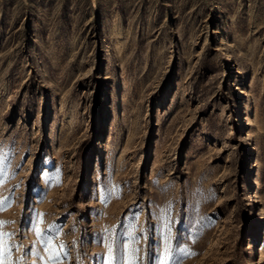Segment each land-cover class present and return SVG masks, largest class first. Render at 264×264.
I'll return each mask as SVG.
<instances>
[{"label":"rangeland","instance_id":"obj_1","mask_svg":"<svg viewBox=\"0 0 264 264\" xmlns=\"http://www.w3.org/2000/svg\"><path fill=\"white\" fill-rule=\"evenodd\" d=\"M0 166L14 261L40 212L62 264L105 228L153 264L166 218L183 264H264V0H0Z\"/></svg>","mask_w":264,"mask_h":264},{"label":"snow or ice","instance_id":"obj_2","mask_svg":"<svg viewBox=\"0 0 264 264\" xmlns=\"http://www.w3.org/2000/svg\"><path fill=\"white\" fill-rule=\"evenodd\" d=\"M7 171H10V169ZM7 178L6 170L0 166V187L7 182ZM57 180H59V176H57ZM110 195L109 193V196H106L105 199H109ZM13 200L14 196L12 198L5 197L0 199V211L7 210ZM9 223L7 221H0V264H24L23 258L19 262L12 259L13 248L18 250L20 246H13L10 243L14 233H6L3 231ZM29 223L31 225L30 230L37 236L38 242L43 246L45 255H41L40 251L35 250H30L26 255L31 254L37 256L42 260L43 264H62V257L66 256L67 253L60 250L64 249L65 245L63 243L58 246L55 244V240L62 234V226L50 225L48 230L45 231L41 227L44 224V213L40 212H34ZM104 231L107 233L102 238L108 250L106 264H140V249L135 246L139 243V239L133 234L135 231L134 228L131 231L125 229L119 237L114 228H105ZM161 237L162 243L156 244L153 250V264H183L184 256L191 257L195 255L187 246H181L179 241H177L176 248H173L171 225L167 218L164 222ZM114 246L116 247L115 254Z\"/></svg>","mask_w":264,"mask_h":264}]
</instances>
